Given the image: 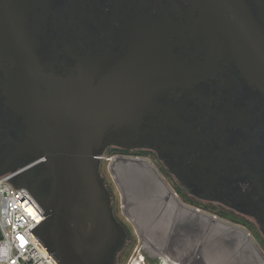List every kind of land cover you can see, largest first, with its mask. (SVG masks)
Masks as SVG:
<instances>
[{"label": "flooded vegetation", "instance_id": "1", "mask_svg": "<svg viewBox=\"0 0 264 264\" xmlns=\"http://www.w3.org/2000/svg\"><path fill=\"white\" fill-rule=\"evenodd\" d=\"M243 2L264 30V0ZM42 69L52 85L69 82L72 100L76 90L92 97L101 81L93 77H109L119 93L124 126L118 142L102 149L111 161L99 159L125 217L102 175L122 230L108 264L131 249L141 264H234L220 263L218 248L202 241L200 231L221 221L203 210L243 225L264 247V94L196 7L186 0H0V177L10 175L38 198L48 195L49 179L24 148L28 124L9 94L14 78ZM119 184L130 187L126 200ZM187 245L193 253L182 256Z\"/></svg>", "mask_w": 264, "mask_h": 264}, {"label": "water", "instance_id": "2", "mask_svg": "<svg viewBox=\"0 0 264 264\" xmlns=\"http://www.w3.org/2000/svg\"><path fill=\"white\" fill-rule=\"evenodd\" d=\"M186 1L200 11L209 31L230 51L251 85L264 94V30L243 0ZM43 72L14 78L9 94L13 107L28 124L24 148L40 158L50 183L46 197L33 196L44 219L31 232L58 264H108L122 230L111 215L99 159L108 143L118 142L124 126L119 93L116 86L106 84L109 77L107 81L93 77L91 80L101 81L92 97L86 98L82 90H76L70 93L75 96L72 100L67 80H55L52 85ZM41 82L54 86V92L45 93ZM115 171L112 169L117 182ZM225 224L236 231L233 238H225L227 232L209 227L199 230L203 242L206 240L210 248L229 243L231 252L241 250L249 256H235L238 263L264 264V256L249 235Z\"/></svg>", "mask_w": 264, "mask_h": 264}, {"label": "built area", "instance_id": "3", "mask_svg": "<svg viewBox=\"0 0 264 264\" xmlns=\"http://www.w3.org/2000/svg\"><path fill=\"white\" fill-rule=\"evenodd\" d=\"M105 158L111 161V158ZM44 213L24 187L10 175L0 177V264H58L31 230ZM138 259L129 264H138Z\"/></svg>", "mask_w": 264, "mask_h": 264}, {"label": "rangeland", "instance_id": "4", "mask_svg": "<svg viewBox=\"0 0 264 264\" xmlns=\"http://www.w3.org/2000/svg\"><path fill=\"white\" fill-rule=\"evenodd\" d=\"M102 170V172L103 173H105V174H103V177H105L108 181H109V183H110V185H111V187H112V190H113V193H114V199H113V201H114V205H115V212L117 213V216L118 217H120L121 219L122 218H124L125 219V217L123 216V214H122V207H123V205H122V201H121V199H120V196H119V193H118V191H120L119 189H118V191H116V189H115V187H114V182H113V180H112V178H111V174L108 172V169H109V167L107 166V164H102V168H101ZM110 170V169H109ZM116 191V192H115ZM116 193H117V197H116ZM117 198V199H116ZM203 212H205V213H207V214H210V215H212L213 217H216L217 219H219V220H221V221H223V222H226V223H229V224H231V225H234V226H237V227H239V228H241V229H243V230H245L246 231V233L249 235V237L251 238V240L253 241V243L256 245V247L259 249V251L262 253V255L264 256V247L262 246V244L260 243V240L258 239V238H255L252 234H251V232L250 231H248V229L246 228V227H244L243 225H241V224H237V223H234V222H231V221H228V220H226V219H224V218H222V217H220L219 215H217V214H215V213H210V212H208V211H204L203 210ZM128 219H130L129 217H127ZM123 220V219H122ZM126 223H128L127 225H128V227L130 228V229H132L133 230V228H134V222L132 221V220H130V222H126ZM204 238V235L202 234V241L204 240L203 239ZM138 240H140V238H136V244H137V241ZM138 244H139V242H138ZM217 248H218V252H219V254L221 255H219L218 257H220L221 258V260H220V263H222V262H226V261H231V263L233 262L234 264H240V263H238L237 261H236V257L235 256H237L238 254H236V252H231V250H230V246H229V243L228 244H226V243H222V244H220V245H218L217 246ZM169 250H171L170 248H169ZM181 252V254H182V256H185V255H190L191 253H193V250L191 249V247H189L188 245L186 246V248H183L182 249V251H180ZM236 254V255H235ZM138 258H137V252H133V249H131V250H129L128 252H127V254L125 255V257L122 259V261H121V263H119V264H129V263H132L134 260H137ZM224 259V260H223ZM141 261V260H140ZM163 262V261H162ZM142 263V262H141ZM145 264H158L157 263V261L154 259V258H151L150 260H149V263L148 262H146V260H145ZM192 264H194V262L192 261Z\"/></svg>", "mask_w": 264, "mask_h": 264}, {"label": "bare ground", "instance_id": "5", "mask_svg": "<svg viewBox=\"0 0 264 264\" xmlns=\"http://www.w3.org/2000/svg\"><path fill=\"white\" fill-rule=\"evenodd\" d=\"M115 168H117V166H115L114 167V169ZM122 190H123V192H124V199L126 200V198H127V190H128V188H130V187H125V186H119ZM128 202V201H127ZM152 206V205H151ZM137 207V206H136ZM144 208V207H143ZM146 209V208H145ZM140 210V209H139ZM147 212H149V211H147ZM144 213V212H143ZM146 213V212H145ZM163 214V213H162ZM140 215H141V213H140ZM146 215V214H145ZM144 216V215H143ZM163 217V216H162ZM194 218V217H193ZM195 220V219H194ZM197 220V219H196ZM188 221V220H187ZM186 221V222H187ZM204 221V220H203ZM139 222V221H138ZM195 222V221H194ZM162 223V222H161ZM218 226V229L220 230V231H222V232H224L225 231V233L227 232V235L226 234H224V236L225 237H228V238H233V236L234 235H236V233H234V232H236L235 230L233 231L232 229H230L229 227H227V225L225 224V222L224 223H221V222H215ZM228 224V223H227ZM204 225V224H203ZM202 225V226H203ZM208 225V224H207ZM212 226H214V225H212ZM231 232V233H230ZM230 236V237H229ZM229 242V241H228ZM238 247V246H237ZM239 251H241V250H239ZM241 253H243V252H241ZM163 254V253H162ZM161 254V255H162ZM165 255V254H164ZM166 256V255H165ZM164 256V257H165ZM170 256V255H169ZM138 264H141L140 262H138ZM162 264H167V260L165 259V261L163 260V262H162ZM170 264V263H169Z\"/></svg>", "mask_w": 264, "mask_h": 264}]
</instances>
